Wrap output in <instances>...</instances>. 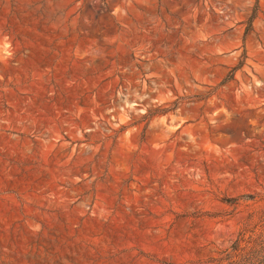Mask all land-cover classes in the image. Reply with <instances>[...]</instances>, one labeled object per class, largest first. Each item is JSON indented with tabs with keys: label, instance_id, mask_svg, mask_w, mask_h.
Masks as SVG:
<instances>
[{
	"label": "rangeland",
	"instance_id": "374dc122",
	"mask_svg": "<svg viewBox=\"0 0 264 264\" xmlns=\"http://www.w3.org/2000/svg\"><path fill=\"white\" fill-rule=\"evenodd\" d=\"M240 233L264 264V0H0V264H217Z\"/></svg>",
	"mask_w": 264,
	"mask_h": 264
},
{
	"label": "trees",
	"instance_id": "16d2710c",
	"mask_svg": "<svg viewBox=\"0 0 264 264\" xmlns=\"http://www.w3.org/2000/svg\"><path fill=\"white\" fill-rule=\"evenodd\" d=\"M244 240V235L240 233L232 246L233 249L225 250L224 252H227L226 256L218 258L217 264H256L253 258L255 255L253 248H251L249 251L247 250L246 253L244 252V255H241L238 260L235 259L236 253L241 250V243ZM259 245H262L261 247L264 248V242L261 241ZM224 252H222V254Z\"/></svg>",
	"mask_w": 264,
	"mask_h": 264
}]
</instances>
